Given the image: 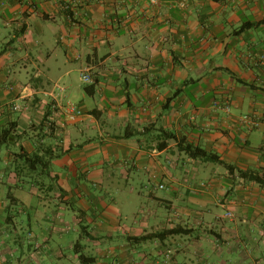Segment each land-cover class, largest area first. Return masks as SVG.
Listing matches in <instances>:
<instances>
[{"label":"crops","instance_id":"obj_1","mask_svg":"<svg viewBox=\"0 0 264 264\" xmlns=\"http://www.w3.org/2000/svg\"><path fill=\"white\" fill-rule=\"evenodd\" d=\"M11 124L0 264H264V0H0Z\"/></svg>","mask_w":264,"mask_h":264},{"label":"trees","instance_id":"obj_2","mask_svg":"<svg viewBox=\"0 0 264 264\" xmlns=\"http://www.w3.org/2000/svg\"><path fill=\"white\" fill-rule=\"evenodd\" d=\"M252 26V24H246L241 30L248 29ZM15 125L16 124H11L10 126L3 128L1 131V137H0V144L5 145L11 142L12 139H14V132H15ZM26 135V134H25ZM24 137V136H23ZM26 137V136H25ZM185 151L193 158H205L209 160H215L219 161L218 157L213 155V154H208L201 148L193 147L191 145H188L185 148ZM21 157L26 158V162H35L37 156L29 157L27 154H21ZM183 232H187L186 230H174V231H168V232H163L160 234H155L152 235L150 238H157V239H163L169 234H180ZM82 259L85 261H90V259L82 256Z\"/></svg>","mask_w":264,"mask_h":264},{"label":"built area","instance_id":"obj_3","mask_svg":"<svg viewBox=\"0 0 264 264\" xmlns=\"http://www.w3.org/2000/svg\"><path fill=\"white\" fill-rule=\"evenodd\" d=\"M154 3H155V1H154ZM81 80L86 84L92 83L91 75L89 74V72L87 70H85L81 73ZM56 89L59 92V94H57L56 96H59L62 92H64V88L60 85H56ZM60 108H62V110L64 111V113L66 115V122H68L69 124H71V123L73 124V123L77 122L78 118L83 115V113L79 109V107L71 101H67L65 103V105H63ZM20 109H21V107H19L18 105L13 106L14 111H19ZM161 188H163V186H161ZM229 216L231 217L232 215L229 214ZM133 264H136V263H133Z\"/></svg>","mask_w":264,"mask_h":264}]
</instances>
